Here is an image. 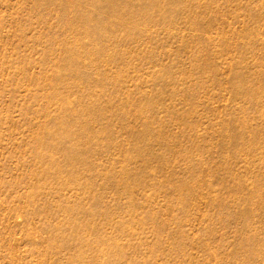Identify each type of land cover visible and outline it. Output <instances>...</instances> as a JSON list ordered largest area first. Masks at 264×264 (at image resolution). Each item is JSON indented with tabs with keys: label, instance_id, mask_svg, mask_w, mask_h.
Masks as SVG:
<instances>
[{
	"label": "rangeland",
	"instance_id": "rangeland-1",
	"mask_svg": "<svg viewBox=\"0 0 264 264\" xmlns=\"http://www.w3.org/2000/svg\"><path fill=\"white\" fill-rule=\"evenodd\" d=\"M0 264H264V0H0Z\"/></svg>",
	"mask_w": 264,
	"mask_h": 264
}]
</instances>
